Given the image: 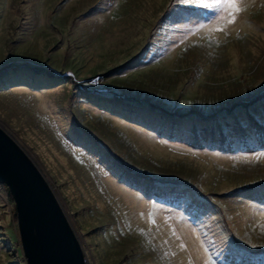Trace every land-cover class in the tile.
Returning a JSON list of instances; mask_svg holds the SVG:
<instances>
[{
	"label": "rangeland",
	"instance_id": "1",
	"mask_svg": "<svg viewBox=\"0 0 264 264\" xmlns=\"http://www.w3.org/2000/svg\"><path fill=\"white\" fill-rule=\"evenodd\" d=\"M239 3L0 0V125L90 264H264V96L225 110L264 93V0ZM0 264H28L5 183Z\"/></svg>",
	"mask_w": 264,
	"mask_h": 264
},
{
	"label": "water",
	"instance_id": "2",
	"mask_svg": "<svg viewBox=\"0 0 264 264\" xmlns=\"http://www.w3.org/2000/svg\"><path fill=\"white\" fill-rule=\"evenodd\" d=\"M0 183L15 200L28 264H87L70 219L45 174L0 125Z\"/></svg>",
	"mask_w": 264,
	"mask_h": 264
},
{
	"label": "snow or ice",
	"instance_id": "3",
	"mask_svg": "<svg viewBox=\"0 0 264 264\" xmlns=\"http://www.w3.org/2000/svg\"><path fill=\"white\" fill-rule=\"evenodd\" d=\"M184 4H196L206 10H214L217 13H226L227 23H234L236 19V14L240 13L243 8L239 3V0H181ZM226 19L225 16H221V20ZM203 28L204 25H201ZM219 31H223V28L217 29ZM260 156H264V153H261ZM259 158V157H257Z\"/></svg>",
	"mask_w": 264,
	"mask_h": 264
},
{
	"label": "trees",
	"instance_id": "4",
	"mask_svg": "<svg viewBox=\"0 0 264 264\" xmlns=\"http://www.w3.org/2000/svg\"><path fill=\"white\" fill-rule=\"evenodd\" d=\"M9 67L18 68L19 67V64L12 63V62L5 64L4 66L0 67V75L4 74V72L6 71V69L9 68ZM35 70L38 71V72H44L48 76H54V74H53L52 71L47 70V69H44V68L37 67V68H35ZM261 96H264V93L261 94V95H259L256 98L251 99V100L236 102V103L232 104L231 106L226 107L225 110L228 111V112H231V111H233L237 107H249L250 105H252L253 103H255L256 100L258 98H260ZM150 106L153 109H159L163 113H167V114H171V115L177 114L175 112H170L169 110H167L166 108L162 107L159 104L151 103Z\"/></svg>",
	"mask_w": 264,
	"mask_h": 264
},
{
	"label": "built area",
	"instance_id": "5",
	"mask_svg": "<svg viewBox=\"0 0 264 264\" xmlns=\"http://www.w3.org/2000/svg\"><path fill=\"white\" fill-rule=\"evenodd\" d=\"M86 262H87V264H90L88 258H86Z\"/></svg>",
	"mask_w": 264,
	"mask_h": 264
}]
</instances>
